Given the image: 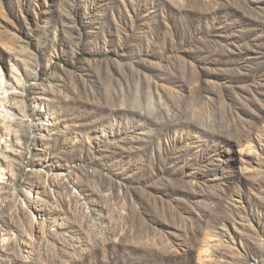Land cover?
Returning <instances> with one entry per match:
<instances>
[{
  "label": "rangeland",
  "instance_id": "374dc122",
  "mask_svg": "<svg viewBox=\"0 0 264 264\" xmlns=\"http://www.w3.org/2000/svg\"><path fill=\"white\" fill-rule=\"evenodd\" d=\"M264 264V0H0V264Z\"/></svg>",
  "mask_w": 264,
  "mask_h": 264
},
{
  "label": "bare ground",
  "instance_id": "6f19581e",
  "mask_svg": "<svg viewBox=\"0 0 264 264\" xmlns=\"http://www.w3.org/2000/svg\"><path fill=\"white\" fill-rule=\"evenodd\" d=\"M204 264V263H203Z\"/></svg>",
  "mask_w": 264,
  "mask_h": 264
}]
</instances>
